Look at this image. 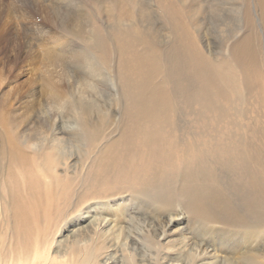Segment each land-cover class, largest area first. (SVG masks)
<instances>
[{"label": "rangeland", "instance_id": "1", "mask_svg": "<svg viewBox=\"0 0 264 264\" xmlns=\"http://www.w3.org/2000/svg\"><path fill=\"white\" fill-rule=\"evenodd\" d=\"M167 2L0 0V264H264V223L253 222L250 230L221 223L210 228L176 195L180 171L169 175L163 190L141 192L132 186L141 167L134 174L110 165L143 155L153 161L140 134L135 143L124 140L128 65L137 54L177 48L179 29L172 33L169 23L180 20L220 61L243 33L231 31L243 26L238 13L171 20L154 10ZM184 3L187 9L198 3L234 8V0ZM152 81L175 93L162 73ZM176 104L173 130L164 134L175 159H162L160 170L182 167L186 144L218 150L229 126L218 121L213 127L212 113L197 116L196 105ZM229 122L247 119L238 111ZM215 157L209 162L239 208L235 177ZM165 196L173 200L168 209L160 208ZM245 247L251 254H241Z\"/></svg>", "mask_w": 264, "mask_h": 264}, {"label": "bare ground", "instance_id": "2", "mask_svg": "<svg viewBox=\"0 0 264 264\" xmlns=\"http://www.w3.org/2000/svg\"><path fill=\"white\" fill-rule=\"evenodd\" d=\"M168 1L164 8L156 7L155 12L164 13L171 20L187 15L211 16L221 12L228 15L235 12L241 15L243 26L235 25L231 31L243 33L231 42L228 47L230 54L220 61L219 58H211L205 53L202 42L180 20L178 24L169 23L172 33L177 27L179 29L177 37L174 38L177 48L171 52L149 48L144 53L137 54L134 64L128 65L132 66L128 70L130 77L126 80L129 87V107L126 113L129 123L126 127L129 131L124 140H134L135 143L137 135L140 134L141 143L147 148L145 154L151 156L153 161L143 155L141 157H146L147 163L141 162L140 157L138 164L134 163L137 158H131L127 163L118 161L110 165L113 169L124 167L127 169L124 173L141 167L142 172L133 171L134 174L140 172V178L132 185L136 191L141 192L147 189L150 191V188L163 190L169 184V175L180 171L176 195L183 199L192 213L198 214L210 228L221 223L226 229L234 226L250 230L254 228L253 222L264 223V65L261 62L264 0H234V8L225 7V3H198L193 9L190 8L192 11L187 9V3L180 5V0ZM258 29L263 32L262 36ZM157 73H162L164 81L168 79L173 84L174 94L166 92L162 81H152L153 75ZM177 99L181 104L185 103L194 108L196 105L195 114L197 111L201 115L212 113L216 120L212 123L213 127H217L216 124L220 123L218 121H228V130L225 132L227 139L221 141V146L216 151L207 145V149L201 150L198 146L192 148L186 144L184 152L187 158L182 161L183 166L171 169L170 165L169 168L160 170L157 164L162 159H166L167 164L173 163L175 159L172 158L174 151L166 146L164 134L167 127L170 131L173 130L171 127L175 123L173 119L177 110ZM80 108L84 112L88 111L83 105ZM238 111L245 115L247 122H229L233 112ZM212 155L235 177L231 188L239 200V208L224 193L209 162ZM142 165L150 171L148 175L143 174ZM171 199L165 196L161 200L160 208L168 209L173 201ZM249 217L255 220L251 221ZM248 253L249 247H245L241 254L247 256Z\"/></svg>", "mask_w": 264, "mask_h": 264}]
</instances>
